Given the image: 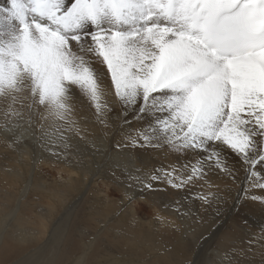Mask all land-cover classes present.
<instances>
[{
	"label": "snow or ice",
	"instance_id": "6c2138e0",
	"mask_svg": "<svg viewBox=\"0 0 264 264\" xmlns=\"http://www.w3.org/2000/svg\"><path fill=\"white\" fill-rule=\"evenodd\" d=\"M77 93L105 127L113 106L125 124L142 122L125 146L202 154L130 177L129 188L211 187L209 174L235 180L239 170L245 197L264 205V0L0 3V145L15 152L17 129L30 130L44 151L66 159L72 137L87 139L75 118ZM135 198L126 194L121 204ZM196 198L210 206L215 195ZM0 243L7 254L10 245Z\"/></svg>",
	"mask_w": 264,
	"mask_h": 264
},
{
	"label": "bare ground",
	"instance_id": "6f19581e",
	"mask_svg": "<svg viewBox=\"0 0 264 264\" xmlns=\"http://www.w3.org/2000/svg\"><path fill=\"white\" fill-rule=\"evenodd\" d=\"M95 67L106 74V69ZM103 83L110 85V79L105 76ZM106 99L110 102L113 97ZM120 113L121 109L113 106L105 127L96 120L87 99L77 93L75 118L87 129L84 133L87 139L72 137L69 143L74 147L63 160L44 151L30 130L17 129L18 135L23 133V142L17 151L0 145V241L10 245L5 254L0 243V264L5 259L18 258L26 259L29 264H202L203 260V264H264V229L256 221L249 227L231 224L229 228L234 233H229L225 226L211 256L206 248L219 235L226 220L230 221L228 217L233 213V206L242 204V171H237L235 180L216 171L219 179L212 180L213 184L209 182L211 187L206 183L200 191L193 192L201 182L198 181L191 192L196 196L188 203L183 199V192H178L176 206L161 210L168 216L161 218L163 223L139 217L132 202L124 200L121 204L126 194L154 201L153 190L128 187L130 177L152 173L150 169H138V156L169 155L171 167L186 161L166 148L125 146L126 137L140 128L142 122L129 117V123L125 124L119 118ZM199 155L202 154L189 153L187 159L195 160ZM232 159L229 156V160ZM43 162L58 165V176L43 179L45 175L40 173ZM134 165L140 171H132ZM99 182H109L114 195L120 196L102 195L103 191L96 186ZM165 185L169 186L166 182L154 183L162 189ZM209 191L214 193L215 199L210 206L203 205L196 197ZM133 215L135 223L130 222ZM16 234L19 240L14 244Z\"/></svg>",
	"mask_w": 264,
	"mask_h": 264
},
{
	"label": "rangeland",
	"instance_id": "374dc122",
	"mask_svg": "<svg viewBox=\"0 0 264 264\" xmlns=\"http://www.w3.org/2000/svg\"><path fill=\"white\" fill-rule=\"evenodd\" d=\"M18 130H20V129H18ZM163 155V154H162ZM157 155V154H150V155H147V156H145V157H141V156H138L137 158V160H138V169H150L152 172L154 171V170H156V169H160V168H168V167H171V165H170V161H171V157L169 156V155ZM165 156V157H164ZM183 157V158H182ZM165 158H166V160H165ZM181 158L183 159V161H188V155H187V157H184V156H181ZM161 159V160H160ZM164 163V164H163ZM131 169H133V168H131ZM57 171H60L59 170V166L58 165H55V164H47L46 162H43V166H41L40 167V173H42V175L44 174L45 176H42V178L43 179H46L47 180V178H51V177H54V176H58V172ZM132 171H136V172H138V171H140V170H137V168L135 169V165H134V169L132 170ZM60 174L61 175H64V173H63V171H61L60 172ZM49 176V177H48ZM207 181L208 182H212V180H213V182H215L216 181V179H219L218 178V176L214 173V174H209L208 176H207ZM210 180V181H209ZM213 182L211 183V184H213ZM106 184H103V183H101V182H99V183H97L96 184V186L97 187H99L100 189H101V192H102V195H105V196H107V197H109V198H118L120 195H118L117 193H115L117 196H115L114 195V190H113V188L111 187V186H109V182H105ZM201 183V184H200ZM222 183H227V181H223ZM102 184V185H101ZM206 185V183L205 182H203V181H201V182H199V185H198V188H194L193 189V192H196L198 189H199V191H200V189H201V187L203 186V185ZM103 185L106 187V189H105V187H103ZM196 185V186H197ZM195 186V187H196ZM194 186L192 185V186H189V187H187V188H183L182 190L180 189V190H178L177 192H174L175 190L172 188V187H170V186H167V185H165V187H163V189L160 187H155L154 186V188H153V192H152V194L154 193V201H152V202H147V201H143V200H141V198L139 197V199L137 198V199H134V200H132V204L135 206L134 208H135V210L138 212V216L139 217H142V219H145V218H147L148 220L147 221H149V220H155V219H157V217H160V218H166V217H168V216H165V215H163V213L161 212V210H163V211H165L166 209H172L171 207H173V206H176V204L174 203V202H176V198L177 197H179V195H178V192H183V199H185V201L188 203V202H190V200H192V197H194V196H196V193L195 194H191V192H192V188H193ZM103 188V189H102ZM160 189V190H159ZM168 189V190H167ZM113 192V193H111V191ZM159 190V191H158ZM161 190H162V192H161ZM109 191V193H107ZM163 191H165L166 193H163ZM158 194V195H157ZM169 194V195H168ZM174 196H173V195ZM256 195L258 194V195H260V193L259 192H256L255 193ZM166 195V196H165ZM157 196V197H156ZM162 197V198H161ZM169 198V199H168ZM242 198H243V200H242V204H239L238 206L237 205H234L233 206V213H232V215H230L229 217H228V220L230 219V221H227L226 220V223H224V225L222 226L223 228H222V230L219 232V235H217V237L214 239V241H212V240H209V241H212L211 242V244L209 245L208 244V246L206 247V248H208L209 250L207 251L208 252V255L209 256H211L210 255V252H211V250H212V248H215V245L218 243V241H219V239L223 236V234H224V232H225V230H226V228L228 227H230V225L231 224H233V223H235L236 225H238V226H247V227H249L250 226V223H255L254 221H256L258 224L257 225H259L260 227H262V229H264V222L263 223H261V221L262 220H264V218H262L261 216L263 215L264 216V205H261L260 203H256V202H253L250 198H246L245 197V195H244V193H242ZM156 199V200H155ZM160 200V202H159V200ZM169 200V202H168V200ZM139 201V202H138ZM163 201V202H162ZM173 203H172V202ZM245 201V202H244ZM133 202H135V203H133ZM147 202V203H146ZM155 204H154V203ZM162 202V203H161ZM165 202V203H164ZM144 203V204H143ZM251 203H253V204H251ZM146 204V205H145ZM148 204V205H147ZM236 204V203H235ZM251 204V205H250ZM152 205V206H151ZM170 205V206H169ZM156 206V207H155ZM165 208H164V207ZM249 206V207H248ZM253 206V207H252ZM245 207H246V209H245ZM250 207H251V209H250ZM152 208H154V210L152 209ZM157 208V209H156ZM230 208H231V206H230ZM261 208V209H260ZM142 210V211H141ZM247 210V211H246ZM254 210V211H253ZM154 211V212H153ZM161 212V214H159L160 212ZM242 212V213H241ZM248 212V213H247ZM255 212V213H254ZM255 216H254V215ZM259 216H258V215ZM141 215V216H140ZM233 215H234V218H233ZM171 217V216H170ZM173 217H175V216H173ZM178 217V216H177ZM177 217H176V219H177ZM231 217V218H230ZM256 217H257V219H256ZM239 218V219H238ZM241 218V219H240ZM245 218V219H244ZM174 219V218H173ZM176 219H174L175 221H176ZM249 219V220H248ZM158 220V219H157ZM231 220H234L235 222H231ZM247 220V221H246ZM245 221V222H244ZM243 222V223H242ZM228 223V224H227ZM230 223V224H229ZM245 223V224H244ZM225 226H227V227H225ZM225 229V230H224ZM213 230H216V229H213ZM228 231H229V233H234V231H233V229H231V228H229L228 229ZM231 231V232H230ZM223 232V233H222ZM259 233H262V230L259 232ZM220 235H222V236H220ZM213 245V246H212ZM207 255V256H208ZM203 259V258H202ZM204 261V260H203ZM203 261H201L202 262V264L204 263Z\"/></svg>",
	"mask_w": 264,
	"mask_h": 264
}]
</instances>
